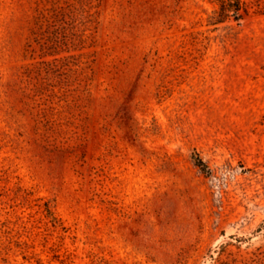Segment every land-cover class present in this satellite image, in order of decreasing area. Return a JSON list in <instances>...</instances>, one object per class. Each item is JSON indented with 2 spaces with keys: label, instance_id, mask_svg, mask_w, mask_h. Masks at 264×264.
I'll return each mask as SVG.
<instances>
[{
  "label": "rangeland",
  "instance_id": "1",
  "mask_svg": "<svg viewBox=\"0 0 264 264\" xmlns=\"http://www.w3.org/2000/svg\"><path fill=\"white\" fill-rule=\"evenodd\" d=\"M0 264H264V0H0Z\"/></svg>",
  "mask_w": 264,
  "mask_h": 264
},
{
  "label": "trees",
  "instance_id": "2",
  "mask_svg": "<svg viewBox=\"0 0 264 264\" xmlns=\"http://www.w3.org/2000/svg\"><path fill=\"white\" fill-rule=\"evenodd\" d=\"M219 6H220V13H223V12H226V11H227V6H228V4L225 3L224 1H221V3H220ZM234 10H236V14H238V11H239V4L236 5V7H235ZM237 16H239V15H237Z\"/></svg>",
  "mask_w": 264,
  "mask_h": 264
}]
</instances>
